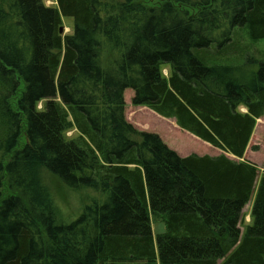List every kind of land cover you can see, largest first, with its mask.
Wrapping results in <instances>:
<instances>
[{
    "label": "trees",
    "instance_id": "1",
    "mask_svg": "<svg viewBox=\"0 0 264 264\" xmlns=\"http://www.w3.org/2000/svg\"><path fill=\"white\" fill-rule=\"evenodd\" d=\"M56 3L0 0V264H264L256 166L182 158L125 115L132 90L133 106L243 159L264 116V60L236 44L264 41V0ZM49 176L89 192L74 221Z\"/></svg>",
    "mask_w": 264,
    "mask_h": 264
},
{
    "label": "rangeland",
    "instance_id": "2",
    "mask_svg": "<svg viewBox=\"0 0 264 264\" xmlns=\"http://www.w3.org/2000/svg\"><path fill=\"white\" fill-rule=\"evenodd\" d=\"M43 2L48 7H57L56 0H43ZM63 27L65 36L72 35L75 28L74 20L72 18L64 17ZM239 44L240 42L236 44L239 47L237 50H243V47L247 45L251 51L248 53V55H252V57L255 56L257 61L264 60L259 58L260 55H258L259 53H264V41L252 43L246 36L243 40V46H239ZM254 66L257 67L256 64ZM254 66L243 68H245L247 71H252L256 70ZM164 75H168L167 70L164 71ZM23 90L24 89H22V91ZM134 96L135 93L132 90H127L125 92L126 119L135 129L141 132L158 135L164 144L175 151L178 156L183 155L184 157H189L197 154L207 155L208 151H212V154L214 152L220 153L219 150L211 148V146H209L206 142L200 140L199 138H195L186 131H183L176 123H174V121H171L172 119L165 120V118L161 117L160 115L158 118L157 114L147 107L133 106L132 99ZM42 105L44 104L41 103L39 105V109L42 108ZM241 111L245 113L246 109H242ZM3 134L4 128L0 121V141L3 139ZM71 135L72 133L68 134L69 137ZM247 150L249 151L247 156L240 160L255 165L259 173L258 179H260L264 175V116L257 120V125ZM46 181L48 186H50L57 210L61 216H63L64 222L70 223L74 221L78 216H80L89 192H86L87 195H83L82 192L78 193L66 189V187L60 186L53 178H50V176ZM254 198L255 195H253L251 201L243 211L244 224L241 226L243 229L245 228V225L251 222L250 215ZM157 226L161 229V233L164 232V225L157 224ZM157 226L155 223L153 224L155 230L157 229ZM242 228L241 230H243Z\"/></svg>",
    "mask_w": 264,
    "mask_h": 264
},
{
    "label": "crops",
    "instance_id": "3",
    "mask_svg": "<svg viewBox=\"0 0 264 264\" xmlns=\"http://www.w3.org/2000/svg\"><path fill=\"white\" fill-rule=\"evenodd\" d=\"M156 114V113H155ZM158 116V118H159V115H157ZM166 120V119H165ZM168 120V119H167ZM171 121H174V120H171ZM170 121V122H171ZM174 123H175V121H174ZM189 134V133H188ZM191 135V134H190ZM196 138V137H195ZM208 144V143H207ZM209 146H211L210 144H208ZM211 148H213V149H216V148H214V147H212L211 146ZM216 150H219V149H216ZM220 151V153H213L212 154V151H208L207 153V155H204V154H197L198 156H200V157H206V156H208V157H211V158H218V157H220V156H226V157H228L229 159H231V160H234V161H236V162H243L242 160H240V159H238V158H235V157H233V156H231V155H229V154H226V153H224L223 151H221V150H219ZM248 150L246 151V154H245V156H244V158L247 156V154H248ZM211 153V154H210ZM180 157H182V158H186V157H184L183 155L182 156H180ZM259 180V179H258ZM258 180H257V182H258ZM247 207V206H246ZM245 207V208H246ZM157 226V225H156ZM160 228L157 226V229L155 230L154 229V227H153V231H154V233H155V235L156 234H161V229L159 230ZM243 229V228H242ZM164 231H165V226H164ZM163 233V232H162Z\"/></svg>",
    "mask_w": 264,
    "mask_h": 264
},
{
    "label": "water",
    "instance_id": "4",
    "mask_svg": "<svg viewBox=\"0 0 264 264\" xmlns=\"http://www.w3.org/2000/svg\"><path fill=\"white\" fill-rule=\"evenodd\" d=\"M62 31V30H61Z\"/></svg>",
    "mask_w": 264,
    "mask_h": 264
}]
</instances>
